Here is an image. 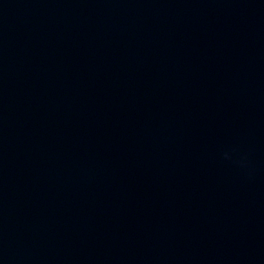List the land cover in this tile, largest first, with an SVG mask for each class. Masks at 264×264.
<instances>
[{
	"label": "water",
	"instance_id": "95a60500",
	"mask_svg": "<svg viewBox=\"0 0 264 264\" xmlns=\"http://www.w3.org/2000/svg\"><path fill=\"white\" fill-rule=\"evenodd\" d=\"M0 264H264V0H0Z\"/></svg>",
	"mask_w": 264,
	"mask_h": 264
}]
</instances>
